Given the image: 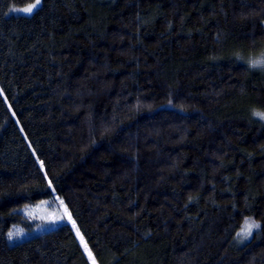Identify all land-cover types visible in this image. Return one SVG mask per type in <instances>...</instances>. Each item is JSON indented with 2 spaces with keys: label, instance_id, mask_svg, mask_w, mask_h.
<instances>
[{
  "label": "trees",
  "instance_id": "16d2710c",
  "mask_svg": "<svg viewBox=\"0 0 264 264\" xmlns=\"http://www.w3.org/2000/svg\"><path fill=\"white\" fill-rule=\"evenodd\" d=\"M34 2L0 0V264H264V0Z\"/></svg>",
  "mask_w": 264,
  "mask_h": 264
},
{
  "label": "rangeland",
  "instance_id": "374dc122",
  "mask_svg": "<svg viewBox=\"0 0 264 264\" xmlns=\"http://www.w3.org/2000/svg\"><path fill=\"white\" fill-rule=\"evenodd\" d=\"M42 2H43V0H39V3L37 4V0H36V2H34L33 4H30L28 6L16 7L12 10L11 13L21 14V15H32L42 5ZM32 5H35V7L32 8L31 12L24 11V9H27ZM57 194H58V192H57ZM59 203L54 199H45V200H41V201H39L33 205L27 206L23 210L25 213V216L27 217V219L29 218V219L36 221L37 224L33 228H31L30 231L24 232L23 235L21 234L20 239L27 238V237L35 234V233L44 232L48 229L54 228L57 225L64 223V221L67 219V217L69 219L70 213H69L68 209L66 207H64L63 202H59ZM44 205H46V206H44ZM66 213H67V216H65ZM247 222H252L254 224H252V225L248 224L245 227V224ZM243 225L244 226H243L242 230L245 228L243 231V236L244 237L249 236V238L247 240H249L251 238V236L256 231H258V229H260V226H261L259 222L255 221L253 219H249V220L245 221L243 223ZM254 228H256V229L254 230ZM13 240H15V239H13ZM247 240L243 241L240 244L245 243Z\"/></svg>",
  "mask_w": 264,
  "mask_h": 264
},
{
  "label": "snow or ice",
  "instance_id": "6c2138e0",
  "mask_svg": "<svg viewBox=\"0 0 264 264\" xmlns=\"http://www.w3.org/2000/svg\"><path fill=\"white\" fill-rule=\"evenodd\" d=\"M38 3H39V0H37V4H38ZM33 7H35V5H32V6H30L29 8L24 9V11H26V12H31ZM11 236H12V234L10 233V234H9V237L11 238Z\"/></svg>",
  "mask_w": 264,
  "mask_h": 264
}]
</instances>
